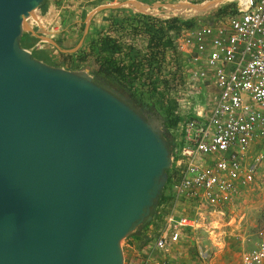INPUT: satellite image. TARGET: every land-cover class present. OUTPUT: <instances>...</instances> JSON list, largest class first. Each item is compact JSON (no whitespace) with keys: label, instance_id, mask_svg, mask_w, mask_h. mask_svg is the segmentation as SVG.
I'll return each mask as SVG.
<instances>
[{"label":"water","instance_id":"water-1","mask_svg":"<svg viewBox=\"0 0 264 264\" xmlns=\"http://www.w3.org/2000/svg\"><path fill=\"white\" fill-rule=\"evenodd\" d=\"M44 0H0V264H124L121 241L153 219L173 165L165 118L22 45ZM227 0L184 4L204 16ZM127 1L101 4L153 12Z\"/></svg>","mask_w":264,"mask_h":264},{"label":"built area","instance_id":"built-area-1","mask_svg":"<svg viewBox=\"0 0 264 264\" xmlns=\"http://www.w3.org/2000/svg\"><path fill=\"white\" fill-rule=\"evenodd\" d=\"M98 1L64 0L82 11ZM137 1V0H135ZM206 2L209 0H188ZM235 7L175 35L160 89L184 118L176 130L173 198L158 209L153 228L134 258L124 264H179L174 248L211 213L223 214L255 181L264 160V0H227ZM197 17V18H198ZM245 264H264V237L244 252ZM187 264V263H183Z\"/></svg>","mask_w":264,"mask_h":264},{"label":"rangeland","instance_id":"rangeland-1","mask_svg":"<svg viewBox=\"0 0 264 264\" xmlns=\"http://www.w3.org/2000/svg\"><path fill=\"white\" fill-rule=\"evenodd\" d=\"M170 1L174 0L159 2ZM228 2L231 1H225L220 6ZM48 4L45 15L39 8L34 12L35 17L29 18L27 23L41 39L36 48H47L49 53L55 56L54 64H64L73 69L86 68L89 71L98 68L99 63L94 55L83 63L79 57L83 51H88L90 38L98 30L113 36L123 46L132 45L142 52L147 49L148 36L142 30L117 33L109 26L112 17L124 16L122 9L102 10L87 23L86 15L101 4L89 6L86 13L75 3L68 7L64 0H48ZM183 13L188 12L184 6L178 5L175 8H160L151 16L161 19L174 16L183 19L198 17L193 14L181 15ZM62 53L73 54V61L70 62L68 55L64 56ZM206 225L188 233L189 236L184 237L174 248V254L187 258L188 264H245L244 252L256 247L264 237V160L257 165L254 183L241 190L223 214L211 213ZM153 228V225L145 228L142 239H135L131 234L121 241L125 261L135 262L136 251L140 250L146 239L145 235L147 236Z\"/></svg>","mask_w":264,"mask_h":264},{"label":"trees","instance_id":"trees-1","mask_svg":"<svg viewBox=\"0 0 264 264\" xmlns=\"http://www.w3.org/2000/svg\"><path fill=\"white\" fill-rule=\"evenodd\" d=\"M140 1L152 3L162 0ZM99 4H103V1H98L93 6ZM48 7V0H44L40 7L42 14H46ZM234 7L235 3H225L219 8L210 11L209 16L206 15L202 18L210 20L213 17L229 12ZM198 19H201V17L183 19L174 16L161 19L140 13H125L124 16H115L111 18V24L109 25L115 32L122 33L128 30H142L148 36L146 51L142 52L132 45L123 46L113 36L104 34L101 32L102 30H98L90 38L88 51H83L79 55L82 63L86 62L91 55H94L96 61L99 63L101 73L108 77V79L120 83L140 103H151L158 108L165 118L168 131L173 136L172 143L170 144L172 152L175 151L178 143L176 130H178L179 123L184 117L176 112L177 103L175 100L167 98L165 91L160 89L161 81L166 84L167 80L165 78L161 79L159 75L162 74L166 66L168 53L175 49V35L181 29L193 26ZM40 40L38 34L25 31L21 42L25 48L32 51L34 56L50 64H54L55 56L49 53L47 48H36ZM62 54L64 56L68 55L67 59L70 62L73 61V54ZM176 176L177 173L174 166H172L169 169V178L158 206L155 209L153 219L142 226V231L138 232L136 230L132 234L135 239H142L144 237L145 228L153 225L155 229H159L161 226V216L157 211L161 207L167 208V205L171 202L173 198L172 184ZM145 237L147 236L145 235Z\"/></svg>","mask_w":264,"mask_h":264},{"label":"flooded vegetation","instance_id":"flooded-vegetation-1","mask_svg":"<svg viewBox=\"0 0 264 264\" xmlns=\"http://www.w3.org/2000/svg\"><path fill=\"white\" fill-rule=\"evenodd\" d=\"M54 65H59V64H54ZM59 66L69 68L67 65L64 64H60ZM69 69H73V68H69ZM89 72L93 76V78L101 85L115 91L116 93H120L121 96L126 98L131 104L141 107L142 112L146 117L149 118L152 116L153 113L156 114L157 112H159L158 108L153 104L140 103L137 99L132 97V95L120 83L119 86L115 82L108 79L105 75H101L102 73L100 67L96 68L95 70H90ZM172 137H173L172 134L168 135V140L170 144L172 143ZM140 231H141V227L139 228L138 232Z\"/></svg>","mask_w":264,"mask_h":264},{"label":"bare ground","instance_id":"bare-ground-1","mask_svg":"<svg viewBox=\"0 0 264 264\" xmlns=\"http://www.w3.org/2000/svg\"><path fill=\"white\" fill-rule=\"evenodd\" d=\"M126 5L129 6V7L143 8V9H145V10H149V9H150V8L147 7V6H143V5L138 4L135 0H129V1H127V2H126ZM178 5H179V6H184L185 11L188 12V13H183V14H181V15L188 16V15H190V14L192 15V14L195 13L194 10H192L191 8H188L186 5H184V4H180V3H177V4H168V5H166V7L175 8V7H177ZM150 12L157 13L158 10H151V9H150ZM175 14H180V13H175Z\"/></svg>","mask_w":264,"mask_h":264},{"label":"crops","instance_id":"crops-1","mask_svg":"<svg viewBox=\"0 0 264 264\" xmlns=\"http://www.w3.org/2000/svg\"><path fill=\"white\" fill-rule=\"evenodd\" d=\"M129 250H130V248H129ZM174 255H175V258L177 257L176 259H177L178 262H179V260L181 261V263H179V264L187 263V261H186L187 258L186 259L185 258H180V257L176 256V254H174Z\"/></svg>","mask_w":264,"mask_h":264}]
</instances>
